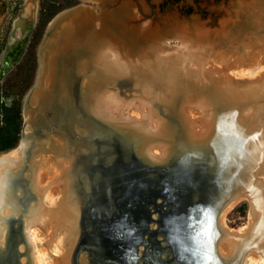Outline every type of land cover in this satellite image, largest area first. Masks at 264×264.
Instances as JSON below:
<instances>
[{
    "label": "bare ground",
    "instance_id": "bare-ground-1",
    "mask_svg": "<svg viewBox=\"0 0 264 264\" xmlns=\"http://www.w3.org/2000/svg\"><path fill=\"white\" fill-rule=\"evenodd\" d=\"M67 20L70 23H66ZM57 26L54 34L47 37L46 52L50 53V49L57 44L60 47H70L65 60L72 65V70L80 64L83 66L80 69L83 70L90 66L94 76L104 73L107 78L122 75L138 78L145 75L140 69L128 71L124 66L113 64L108 51L117 46L111 45L115 36L108 33L109 28L104 19L95 20L91 12L79 8L76 12L64 13ZM187 38L198 40L194 36H187L185 39ZM152 42L150 44L155 46L144 58L149 75L143 77L156 81L153 83L155 85L167 80L168 93L164 95L183 96L180 107L175 108L176 100L172 102V106L175 108L174 112L178 113L177 121L184 127L188 146L209 163L212 162V167L223 170L225 166L233 167L237 161L232 153L221 159L223 154L220 148L225 137L235 134L243 143L244 149L241 151L244 154V176L237 184L236 191L230 193L219 217V226L227 234L225 237H228L224 243L219 242V254L224 257L226 264H236L240 254L246 251V262L243 264H264V63L256 71L254 68L243 70L240 66L237 67L240 60L233 57L216 64L222 68L214 66L207 70L204 66L207 56L205 46L210 43L208 40L202 46L199 41L194 42V48L184 45L179 56L163 51L153 53L163 45ZM183 42L185 43L184 40ZM123 48L133 53L132 56H139V52H133L126 46ZM76 50H81V53ZM227 57L223 56L224 59ZM131 58L128 59L129 68L134 64ZM208 59L211 60V57ZM52 61L44 58L41 80L45 76L49 79L52 77ZM236 68H239L238 72L249 73L253 77L234 78L237 77ZM219 74L223 77L218 76ZM75 83L71 77L68 85L75 89ZM136 83L142 85L144 81L136 80ZM92 87L91 111L107 121L109 126L116 127L127 142L134 145L143 160L159 164L172 157L177 127L157 118L146 101L137 102L139 106L132 105L116 89L106 87L100 93L98 85ZM34 92L27 100L26 139L18 148L0 155V249H5L10 227L12 223L18 227L16 222L20 218L24 223V241L21 246L23 264H31L32 253L36 264H39L38 261L42 264H72L80 224V194L76 187L78 175L72 174L70 144L64 139L52 136L50 142L40 146L35 144L41 143V140L35 133L38 114L34 105L39 95H34ZM60 94L66 96L64 91ZM59 99L62 98L56 100L60 103L61 110H64L65 117H78L76 112L61 107L62 101L59 102ZM76 123L80 124V121ZM30 150L35 156L27 167ZM26 186H29L35 196L34 201L30 200ZM224 197L223 194L220 200ZM243 201H249L251 205L249 224L230 230L225 217ZM26 203H29V208ZM81 261L82 264H88L86 256Z\"/></svg>",
    "mask_w": 264,
    "mask_h": 264
},
{
    "label": "water",
    "instance_id": "water-1",
    "mask_svg": "<svg viewBox=\"0 0 264 264\" xmlns=\"http://www.w3.org/2000/svg\"><path fill=\"white\" fill-rule=\"evenodd\" d=\"M116 2L117 0H94V5L92 7L78 6L71 10H66L57 15L50 22L46 30L44 41L38 50L39 68L36 82L24 99V124L22 139L19 146L28 135V133H26L28 124L26 117L27 100L32 91H35L34 95H39L34 105V109H36L38 114L36 118L35 133L38 136V139L41 140V143H34L39 144L40 146L47 141L50 142L51 137L55 136L64 139L70 144L69 154L70 156H73L72 174L76 173L78 175L76 187L79 189L80 194V199L78 200L81 207L80 210H82L84 202L83 197L86 196L88 187L90 189V187L96 186L98 182L101 186H105L107 183L108 186H110V182L118 181V178L119 180H123L132 172L137 171L143 173L147 177L145 180H148L147 182L153 187V189H155L157 198L163 200L164 196L167 195V197H170L172 194L175 199H178L179 196L193 198V200L191 199V202L194 205V208L192 205L191 209V214L193 215L191 219L193 220L191 227H189L191 237L185 238L184 240L182 239V241L179 242L182 246L185 262L187 264H226L224 257L219 254V242L221 240L220 236L223 238L224 236H227V234L222 232L218 221L228 197L231 196L230 193L233 194L236 191L237 184L240 183V180L244 176V169H242L244 154L241 151L244 147L238 136L231 133L232 137L229 135L228 137H225L226 140L221 144L220 148V152L223 154L221 159H225L230 153L235 155L237 161L234 163L233 167L227 168L225 166L223 170L219 167H212V162L209 163L205 158L196 154L197 151L188 146L189 142L185 139L184 127L177 121L178 113H175L174 111L175 108L181 106L180 104L183 96H172V94L164 95V93L158 92V90H163L165 93H168V86L166 85L167 80H165V83H156L155 85L150 83L148 81L149 79H147V82H144L141 85L136 83V80H139L137 77L122 79V75L118 78H107L104 73L102 74L104 77L102 75L94 76L90 66L83 70L80 69L83 68V66L78 64V67L72 70V65L65 60L66 57H68L67 53H69L70 47L68 48L65 45L60 47V45L57 44L50 49L51 51L48 53L45 49V43L48 39L47 37L54 34L58 28L57 25L60 17L67 12H76L79 8L91 12L95 20L98 17H102L99 19H104L106 26L109 28L108 33L111 32L115 36L113 41H111V45H114L115 47L120 45L114 49L115 52L118 50V52L121 53L120 57L122 58L125 56L132 57V53L123 48L125 46L130 47L133 52H139V58L144 59L150 54L149 51L151 50L146 48L142 49V44H147L153 41L154 43L158 42L159 44L165 45L164 43L169 40L181 41V34L194 36L198 40H204V42L208 40V42L211 43L210 47L215 49V46L219 44L220 40L232 31L234 32L235 28H251V26H249L251 23L246 22L245 17L241 15L238 16L236 21L229 18L227 21H220L218 25H215V21L211 20L203 23V25L198 28L184 25L181 21L175 19H172L170 22H144L143 19L138 18V16H123L122 13L124 10L121 7L116 9L114 14L112 12L113 15H111L108 8L111 4L113 5ZM98 3L102 8V14L95 13L94 7ZM40 4L41 0H25L22 11L15 19L12 38L6 51V55L20 40H24L25 47L22 55L14 62V64L4 62L1 66L0 82L23 57L29 38L38 23ZM88 26H90V24ZM92 28L94 29V27ZM188 39L190 38H187L186 41H184L186 43L190 42L191 40ZM116 41L117 44L115 43ZM119 41L120 43L118 44ZM186 43L182 41V44ZM190 46L193 48V45ZM141 49L142 52L140 51ZM76 51L81 53V50ZM125 51H127L126 53L128 55L123 54ZM44 58L53 60V63L50 64V72L53 70V73L52 77L49 75L51 77L50 79L45 76L41 80L40 73ZM138 61L140 60L138 59ZM131 66L132 67L130 68L132 70L133 68L141 70L143 68L147 69L148 67L147 64H145V60H142V62H135ZM71 77L76 81L75 89L68 85ZM111 79L112 81H110ZM40 80L41 82H39ZM95 84L98 85L99 88H111L110 86L120 88L122 90L120 93L126 97H130L134 94L128 96L125 88H129L127 90L133 92L135 87H131L135 85H138L137 90H140L141 93H147L148 95L149 91L151 92L149 95H152L153 97L159 96L162 103L168 107L165 110L166 116L173 119L171 125L177 127L176 146L173 150L172 157L159 164L143 160L138 155L134 145L128 143L124 135L120 133L116 127L109 126L107 121L102 120L98 115L94 114L91 111L90 106L92 103V89L94 88L92 86ZM108 84L111 85L108 86ZM61 91H64L66 96L61 95ZM144 95L147 96L146 94ZM59 97L62 98V100L59 99V102L62 101L61 107L76 112L78 115V117H76L77 119L71 115L66 117L63 115L64 110H61L60 103L58 104L56 100ZM174 100H176L175 108L172 106ZM61 114L63 117H61ZM79 121L80 124H77L76 122ZM34 154L35 153L30 150L28 154L29 159L26 165L27 167L30 166L32 158L35 156ZM237 158H239V160ZM188 178L193 179V181L191 180V184L195 188L188 189L186 187V180H188ZM202 186L205 189L203 191L201 190ZM25 189L31 200L34 197L33 193L29 186H26ZM223 194L225 197L220 200V197H222ZM182 200L184 199H181V202ZM174 203H176L175 200ZM26 205V207L29 208V203H26ZM183 218L184 214H181L180 220ZM16 223L18 224V227L14 226L15 224L13 223L10 227L6 240V247H9L11 244V236L13 234L17 235L19 230L22 231L24 229L22 219L19 218ZM198 223H200V225ZM196 224H198V226L194 227ZM180 225L181 224H178V226ZM182 228L183 226L179 227L180 230H182ZM200 236L202 239L204 238V240L193 239V237ZM177 239L179 240L180 238ZM21 240L24 241L23 235ZM6 247L4 250L0 249V264L1 260L5 257ZM245 254L246 251H243L240 254L236 264H243L246 262ZM205 256H210L211 259L205 260ZM167 261L169 262L170 260Z\"/></svg>",
    "mask_w": 264,
    "mask_h": 264
},
{
    "label": "flooded vegetation",
    "instance_id": "flooded-vegetation-1",
    "mask_svg": "<svg viewBox=\"0 0 264 264\" xmlns=\"http://www.w3.org/2000/svg\"><path fill=\"white\" fill-rule=\"evenodd\" d=\"M7 10V0H0V17L3 15L0 31L6 23L9 24ZM14 21L15 18L10 21L11 35L2 53L1 65L4 62L14 64L25 47L24 40H20L6 55ZM145 178L143 173L136 171L123 180L118 178V181L110 182V186L108 183L101 186L98 182L96 186L88 187L80 210L79 238L72 264H82L81 259L85 256L88 264H187L179 242L191 237L193 198L179 196L175 199L171 193L161 201ZM191 180H186L188 189L195 188ZM201 190H205L203 186ZM181 199L184 200L181 202ZM181 214H184V220H180ZM178 224L183 226L182 230ZM23 234L24 231L19 230L17 235L11 236V244L6 247L1 264H23ZM198 239L204 240L201 236Z\"/></svg>",
    "mask_w": 264,
    "mask_h": 264
},
{
    "label": "rangeland",
    "instance_id": "rangeland-1",
    "mask_svg": "<svg viewBox=\"0 0 264 264\" xmlns=\"http://www.w3.org/2000/svg\"><path fill=\"white\" fill-rule=\"evenodd\" d=\"M79 1L80 3L78 5L70 7L66 10H71L78 6L92 7L94 5L93 0H79ZM20 2L21 0H7V6H8L7 17H8L9 24L6 23L3 26V30L0 31V52L2 51V53L4 52L7 46L8 40L10 38V35H11L10 21L12 20V18L16 19L19 16L24 6V3H23L20 12L16 14L15 16L14 14L15 8L18 5H20ZM120 7L124 10V12L122 13L123 16H130V17L138 16V18H142L144 22L145 21L170 22L172 21V19H175V20L181 21L182 24L184 25L191 26L192 28H195V27L198 28L202 26L203 23L209 22L211 20H214L215 25H218L220 21L224 22V21H227L229 18H232V20L236 21L238 16L240 15L244 16L246 19V22L251 23L249 25L251 26V28H245V27H243L242 29L238 27L235 28V31H234L235 33L232 31L230 34H228L223 39H221L219 44L215 46V49L213 47H210V43L208 44V46H205L207 56L205 59L206 62H205L204 67L207 70H210L214 66H216V64L218 63L220 64V62L222 63V60L225 61L227 59H232L233 57L240 60L237 64V67L240 66V69H243V70L254 68L256 71L257 67L259 66L261 67L262 64L264 63V0H117L115 4L113 5L111 4L109 6L108 10L111 12L109 13L113 15L114 11L116 9H119ZM94 8H95L96 14H102V8L100 7L99 3L96 4ZM2 16L3 15H1V17ZM99 18H102V17H98L97 19ZM66 23H70V21L67 20ZM7 25H9V27ZM180 38H182V36H180ZM183 40L186 41L185 38H182L181 41L180 40L166 41L164 43L165 45L158 47V49L153 53H158L159 51L160 52L163 51L164 53H167V54L179 56L180 50L183 49L184 45H192L194 42H198V41L201 46L204 44V40H194V39H192L188 43L185 42L186 44H182ZM43 41H44V38L42 39L40 45L43 43ZM154 46L155 44H150V43L145 44L144 43L142 49L146 48L152 51ZM115 49L113 48L110 51H108L110 53L109 57L111 58L112 61H114L113 64L116 63L120 65V67L124 66L125 68L129 69L128 71H130L131 68L128 67L129 65L128 59L131 57L125 56L126 58L125 57L122 58L120 57L121 53L118 52V50L115 52ZM130 50L132 49L130 48ZM260 51L262 52L260 53ZM2 53L0 55V68L2 66L1 65L2 64ZM123 54L127 55L126 52H124ZM223 56L225 57L228 56V57L224 59ZM209 57H211V60L208 59ZM138 58L139 56L135 55V56H132L131 59H133L135 63L138 61ZM139 60L140 62H142L141 60H144V59L139 58ZM38 61H39V54H38ZM196 65H198L197 60H196ZM216 67L222 68L220 66H216ZM233 68L234 67H231V69ZM238 69L237 68L235 69L237 77H234V78L249 79L253 77L249 73L243 74L241 72H238ZM140 72L146 73L147 75H149V73H147L146 68L141 69ZM143 76H138L139 78L138 82H141V81L147 82L145 81L147 79H149L148 81L150 83L156 82V81L151 80L149 77H143ZM218 76H222V74L221 75L219 74ZM129 78L130 77L126 75L122 76V79H129ZM110 87H111L110 89L118 90L119 93L122 91L120 88H116L114 86H110ZM134 87L135 89L133 90V92H131L130 90H127L129 88H125L128 93L127 94L128 96L130 94H134V95L130 97H126L122 95L121 93L120 95L128 102H132L133 103L132 105H135V104L138 105V103H141V102L143 103L146 101L148 105L149 104L151 105L152 111L156 113L155 115L157 118H160L168 122V124L172 126L171 121H173V119L167 117L166 112H165V110L168 107L165 106L164 103H162V100L159 98V96L153 97L152 95H149V94L147 95V93H141L140 90H137L138 85L132 86L131 88H134ZM103 89H104L103 87L100 88L101 90L100 93L103 91ZM158 92L165 93V91L163 90H158ZM144 94H146L147 96H145ZM152 120H153L152 122L154 123V126H156L153 118ZM58 139H61V138H58ZM71 157L73 158V156ZM34 199H35V196L32 198V201H34ZM250 210H251V205L249 201H243L239 203L237 206H235L225 217V223L227 224L228 228L230 230H237L241 228L242 226L248 225ZM227 238L228 237L224 236L223 238H221L220 242L223 241L224 243V241H227ZM226 247H227L226 250L228 251L227 244H226ZM31 257H32L31 264H36L33 253ZM38 262L39 264L41 263V261H38Z\"/></svg>",
    "mask_w": 264,
    "mask_h": 264
},
{
    "label": "trees",
    "instance_id": "trees-1",
    "mask_svg": "<svg viewBox=\"0 0 264 264\" xmlns=\"http://www.w3.org/2000/svg\"><path fill=\"white\" fill-rule=\"evenodd\" d=\"M23 3L24 0H21L15 8V16ZM79 3V0H41L38 23L26 52L0 82V155L16 149L21 142L24 99L36 82L38 50L50 22L64 10Z\"/></svg>",
    "mask_w": 264,
    "mask_h": 264
},
{
    "label": "snow or ice",
    "instance_id": "snow-or-ice-1",
    "mask_svg": "<svg viewBox=\"0 0 264 264\" xmlns=\"http://www.w3.org/2000/svg\"><path fill=\"white\" fill-rule=\"evenodd\" d=\"M193 239H198V237H193ZM204 259H205V260H210L211 257H210V256H205Z\"/></svg>",
    "mask_w": 264,
    "mask_h": 264
},
{
    "label": "crops",
    "instance_id": "crops-1",
    "mask_svg": "<svg viewBox=\"0 0 264 264\" xmlns=\"http://www.w3.org/2000/svg\"><path fill=\"white\" fill-rule=\"evenodd\" d=\"M94 1V0H93ZM0 23H1V20H0Z\"/></svg>",
    "mask_w": 264,
    "mask_h": 264
}]
</instances>
